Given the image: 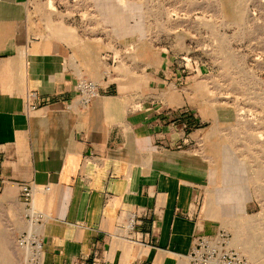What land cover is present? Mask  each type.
<instances>
[{
  "label": "crops",
  "instance_id": "crops-1",
  "mask_svg": "<svg viewBox=\"0 0 264 264\" xmlns=\"http://www.w3.org/2000/svg\"><path fill=\"white\" fill-rule=\"evenodd\" d=\"M94 4L0 0V188L19 197L20 184L31 186L44 216L39 264H186L195 235L254 206L217 154L216 127L229 117L193 98L189 78L202 66L187 75L161 55L124 82L105 78L103 51L56 12L111 9ZM121 6L114 0L117 22L97 25L119 26ZM121 39L103 34L96 48ZM88 75L96 95L79 107L75 81Z\"/></svg>",
  "mask_w": 264,
  "mask_h": 264
},
{
  "label": "rangeland",
  "instance_id": "rangeland-1",
  "mask_svg": "<svg viewBox=\"0 0 264 264\" xmlns=\"http://www.w3.org/2000/svg\"><path fill=\"white\" fill-rule=\"evenodd\" d=\"M103 1L111 9L56 12L74 23V34L88 38L91 49L103 51L100 73L109 81L124 82L140 62L161 55L181 62L187 75L194 65L203 67L199 78H189L196 81L193 98L215 107L217 119L229 117L216 127L217 154L231 163L229 177L246 186L254 202L247 213L235 208L220 226L249 264H264V0H115L122 5L120 25L100 26L99 17L119 20L114 0H89ZM114 33L122 39L96 48L99 36ZM24 213L15 191L0 188V264H31L26 246L15 240L24 230L36 231Z\"/></svg>",
  "mask_w": 264,
  "mask_h": 264
},
{
  "label": "built area",
  "instance_id": "built-area-1",
  "mask_svg": "<svg viewBox=\"0 0 264 264\" xmlns=\"http://www.w3.org/2000/svg\"><path fill=\"white\" fill-rule=\"evenodd\" d=\"M33 91H26L24 95V110L34 109L31 99ZM96 95V83L87 77L79 76L75 81V103L79 107H86L91 98ZM31 186L27 183L19 185V200L25 208V220L36 227V231H22L16 237L19 246H28L30 249L29 261L31 264H39L41 248L39 241L40 226L44 219L40 211L33 209L30 203ZM186 264H249L246 257L241 255L230 245V234L223 228H218L210 235H195L192 244L185 255Z\"/></svg>",
  "mask_w": 264,
  "mask_h": 264
},
{
  "label": "bare ground",
  "instance_id": "bare-ground-1",
  "mask_svg": "<svg viewBox=\"0 0 264 264\" xmlns=\"http://www.w3.org/2000/svg\"><path fill=\"white\" fill-rule=\"evenodd\" d=\"M10 244V243H9ZM235 246L239 249V251H241V250H243V251H241L242 253H246V254H248V255H251L252 256V253L248 250H246V248H245V246L244 245H241V244H239V243H237L236 242V244H235ZM25 250V254H28L27 256H29L30 254H29V247L28 246H26V248L24 249ZM247 251V252H246ZM26 263V262H25ZM251 263V262H250ZM27 264V263H26Z\"/></svg>",
  "mask_w": 264,
  "mask_h": 264
}]
</instances>
